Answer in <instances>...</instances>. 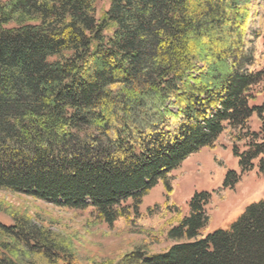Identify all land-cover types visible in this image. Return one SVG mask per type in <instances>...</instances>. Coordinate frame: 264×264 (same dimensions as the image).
<instances>
[{
  "label": "trees",
  "instance_id": "1",
  "mask_svg": "<svg viewBox=\"0 0 264 264\" xmlns=\"http://www.w3.org/2000/svg\"><path fill=\"white\" fill-rule=\"evenodd\" d=\"M101 1L0 0V190L107 225L160 219L171 244L81 262L71 238L15 214L0 222V264H264V194L207 231L213 198L264 174L261 0H105L97 17ZM216 147L239 171L214 154L221 186L183 212L173 171ZM158 182L163 202L141 215Z\"/></svg>",
  "mask_w": 264,
  "mask_h": 264
},
{
  "label": "rangeland",
  "instance_id": "2",
  "mask_svg": "<svg viewBox=\"0 0 264 264\" xmlns=\"http://www.w3.org/2000/svg\"><path fill=\"white\" fill-rule=\"evenodd\" d=\"M264 7V0H261ZM107 7L102 0L96 11L99 17ZM259 51H264V27L262 35L257 40ZM253 103L259 104L264 98V92L259 88ZM261 91V92H260ZM250 126L257 130L258 121L251 118ZM224 158L227 166L239 171L236 160L229 149L201 148L188 156L173 171L171 185L172 199L185 211L186 201L194 191H213L221 186L224 170L215 166L213 155ZM256 163V162H255ZM256 165V164H255ZM223 201L213 198V204L207 206L212 220L207 231L216 228H226L242 212L245 206L258 200L264 194V174L257 172L256 166L240 175L237 184L226 190ZM165 197V190L160 182L154 185L143 196L139 211L144 214L146 208L160 204ZM217 206V209L213 208ZM25 214L35 223L48 227L50 230L71 238V244L81 262L90 260H117L124 253L143 246L147 252L154 253L165 250L171 242L165 239L162 220L151 222L150 219L140 218L135 221L118 220L112 225L97 223L90 215V209L73 210L59 208L23 194L0 190V222L10 225L12 215ZM216 217V220H213ZM221 220V221H220ZM219 224V225H218Z\"/></svg>",
  "mask_w": 264,
  "mask_h": 264
},
{
  "label": "crops",
  "instance_id": "3",
  "mask_svg": "<svg viewBox=\"0 0 264 264\" xmlns=\"http://www.w3.org/2000/svg\"><path fill=\"white\" fill-rule=\"evenodd\" d=\"M213 220H216V217H214V219ZM221 221V220H220ZM219 225V224H218Z\"/></svg>",
  "mask_w": 264,
  "mask_h": 264
}]
</instances>
